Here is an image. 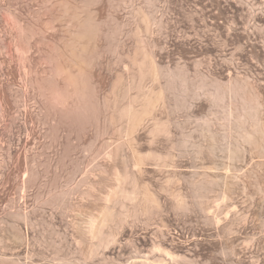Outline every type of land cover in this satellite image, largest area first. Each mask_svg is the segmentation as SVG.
Here are the masks:
<instances>
[{
    "label": "rangeland",
    "instance_id": "rangeland-1",
    "mask_svg": "<svg viewBox=\"0 0 264 264\" xmlns=\"http://www.w3.org/2000/svg\"><path fill=\"white\" fill-rule=\"evenodd\" d=\"M0 96V264H264V0H0Z\"/></svg>",
    "mask_w": 264,
    "mask_h": 264
},
{
    "label": "bare ground",
    "instance_id": "bare-ground-1",
    "mask_svg": "<svg viewBox=\"0 0 264 264\" xmlns=\"http://www.w3.org/2000/svg\"><path fill=\"white\" fill-rule=\"evenodd\" d=\"M235 93H236V90L235 89H233V88H230L228 91H227V95L229 96V98H233V96L235 95ZM1 97V96H0ZM2 99V98H1ZM60 100L61 98L60 97H56V98H54V100ZM229 106H231V105H229ZM231 109V108H230ZM231 114V113H230ZM230 116V115H229Z\"/></svg>",
    "mask_w": 264,
    "mask_h": 264
}]
</instances>
